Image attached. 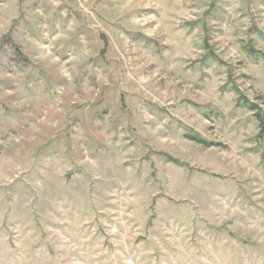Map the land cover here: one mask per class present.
<instances>
[{"label": "rangeland", "instance_id": "374dc122", "mask_svg": "<svg viewBox=\"0 0 264 264\" xmlns=\"http://www.w3.org/2000/svg\"><path fill=\"white\" fill-rule=\"evenodd\" d=\"M258 110L264 0H0V264H264Z\"/></svg>", "mask_w": 264, "mask_h": 264}, {"label": "trees", "instance_id": "16d2710c", "mask_svg": "<svg viewBox=\"0 0 264 264\" xmlns=\"http://www.w3.org/2000/svg\"><path fill=\"white\" fill-rule=\"evenodd\" d=\"M105 40H106V38H105ZM106 44H107V41H106ZM106 49H107V47L103 50V52H105ZM252 108L256 110V108H254L253 106H252ZM256 117H257V119L261 125L262 131H264V113L261 112L260 110H258L256 112ZM194 140L199 142V143H203V140L200 138L195 137Z\"/></svg>", "mask_w": 264, "mask_h": 264}]
</instances>
